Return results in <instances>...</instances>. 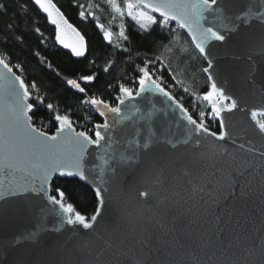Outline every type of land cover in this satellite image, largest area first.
<instances>
[{"label":"snow or ice","instance_id":"obj_1","mask_svg":"<svg viewBox=\"0 0 264 264\" xmlns=\"http://www.w3.org/2000/svg\"><path fill=\"white\" fill-rule=\"evenodd\" d=\"M73 2L75 4V0ZM31 3L45 14L51 25L55 26V40L58 44L65 49H71V53L76 57L85 55L84 37L68 23L53 0H31ZM108 3L112 4L122 20L126 14L141 34H150L154 27L159 26L161 30L169 32L171 35L169 44H172L178 40L175 35L177 28L171 26L172 22H175L179 29L187 32L191 37L192 45L208 60L207 67L202 71L209 73V89L199 98L210 105V112L201 111L198 114L199 119L194 118L189 110L166 90L161 77L155 76L149 70L150 66L158 62L161 67H164L163 61L157 56L155 59L145 60L143 66H138L139 74L134 78V83L138 85L136 88H129L123 84L119 86L116 106H110L105 100L96 96H87L86 89L81 86L80 81L85 83L95 81L97 79L95 73L82 75L79 79L66 80V84L72 89L85 94L86 98L81 103L90 105L105 119L102 123L93 125L91 129L77 131L68 114L55 112L52 116L55 121V133L50 135L36 127L30 115L34 105L27 101L31 96L30 89H36V83L26 84L22 76L14 71V69L21 70L22 66L13 65L8 54L0 53V81H7L10 84L8 99L11 101L6 117L10 121L9 133L7 139L0 143V174L6 178L20 174L18 183L13 184L9 181L3 191H0V200L29 191L43 194L48 204L52 206L50 212L55 213L59 218L60 227L56 231H60L65 225L79 226L84 231L85 238L72 236L66 244L74 252L87 251L88 255L92 256L91 264H164L162 260L154 261L153 257L162 256L165 253L167 264H176L177 256H179L178 264H264V224L254 231H249L239 224L230 230L219 228L205 231L199 226L194 227L192 226L194 221L187 218L195 217L196 212L192 207H186L188 201L178 191L160 196L157 211L143 230L130 231L117 239L111 234L98 232L96 229L99 223L98 218L102 216L106 205L104 193L108 191L104 187L103 175L109 172L115 174L119 166L133 162L136 150L149 152L153 144L157 142L155 132H151L142 141L135 139L140 133V129L136 127L132 132L133 140L127 146L132 149V154L126 156L119 153L116 147L119 143L115 136L116 125L123 124L125 121L132 124H138L141 121L151 122L153 110L144 112L136 108L127 114L122 110L126 101H135L146 93L165 97L170 102L168 107L185 122V137L181 142L191 146L193 169L199 168L200 164L205 162H210V166L215 169L211 176L207 171L194 175L192 170H185L183 175L190 177L187 181L190 194L200 196L201 200L204 198L203 194L211 195L218 183L213 177L219 174V177L223 179L227 170L229 186H239L241 194L247 195L248 186L237 178V173L243 176L248 169L243 168L235 160L229 163L225 159L227 152L218 151L219 146L205 147L204 144L207 137L225 140L229 134L225 131L226 125L221 113L231 112L238 107L235 99L227 96L224 90L214 82V77L210 74L213 61L209 58L206 46L212 41H225L228 32L238 30L240 25H248L252 19L264 23V10H256L251 0L242 9L235 7L237 0H125V10H121L116 5V0H108ZM78 7L81 9L79 12L81 19L91 17L97 20V27L102 31L106 42L113 44L115 35L119 42L113 44V47L123 52L128 51V48L123 46V42L130 43V37L126 34V25L123 22L118 25V32L113 33L105 29L95 14L86 10L83 4ZM0 8H3V5H0ZM261 9H264V0H261ZM7 27L13 30V25L9 24ZM68 30L78 37V43L68 42L66 39ZM34 31L43 35L39 27H36ZM261 41L264 43V36L261 37ZM43 42L42 40L41 43ZM168 50L171 51V48ZM36 55L39 56V53ZM44 62L41 58V63ZM112 63L108 61L104 67L105 72L109 71ZM48 67L51 68V65L49 64ZM173 79L175 80V76ZM184 91L187 92L188 89L185 88ZM38 100L43 103L42 98L38 97ZM228 100H231V103L226 104L225 101ZM46 107L50 112L54 109L51 103H48ZM207 117L219 119V132L210 131L206 127ZM250 118L258 133L264 136V119H261L264 118V108L252 109ZM159 142L168 143L173 149L177 147V144L171 140L165 139ZM244 147L243 144L240 145V148ZM98 149L103 151L97 153ZM247 151L264 161V150L251 146ZM90 173L95 175L93 184L98 202L95 212L90 217L82 215L72 203L66 202L65 191L61 188L56 187L55 194H49L55 176H76L81 181L87 182ZM154 183L162 186L163 180L157 176ZM138 196L147 199L151 193L141 190ZM89 233L92 235L89 236ZM93 241H95L94 247Z\"/></svg>","mask_w":264,"mask_h":264},{"label":"water","instance_id":"obj_2","mask_svg":"<svg viewBox=\"0 0 264 264\" xmlns=\"http://www.w3.org/2000/svg\"><path fill=\"white\" fill-rule=\"evenodd\" d=\"M248 3L249 0H237L235 7L242 9ZM251 3L256 10H264L261 9V0H251ZM68 23L82 35L76 26L69 21ZM262 36L264 23L252 19L248 25H240L238 30L228 32L225 41H212L206 46L209 58L213 61L210 74L213 75L214 82L227 96L235 99L238 107L231 112L221 113L226 125L225 131L229 134L225 140L207 137L204 144L205 147L219 146L218 151L227 152L225 159L229 163L235 160L248 169L243 176L237 173V178L248 186L247 195L241 194L239 186H229L227 170L223 179L219 174L213 177L218 183L211 195L205 193L201 200L200 196L190 194L187 182L190 177H185L184 171L192 170L194 175L207 171L211 176L215 169L210 166V162L201 163L199 168L193 169L191 146L181 142L185 137V122L168 107L170 102L165 97L146 93L135 101H126L122 110L125 114L136 108L144 112L153 110L151 122L132 124L125 121L116 125L115 136L119 142L116 147L119 153L131 155L132 149L127 146L133 140L132 132L136 127L140 129V133L135 139L142 141L151 132H155L157 142L149 152L136 150L133 162L119 166L115 174L109 172L103 175L104 187L108 191L104 193L106 205L96 225L98 232L120 239L130 231L143 230L156 213L160 196L177 191L188 201L186 207H192L196 212L195 217L187 218L194 221V227L199 226L205 231L219 228L230 230L239 224L249 231H254L264 224V161L247 151L251 146L264 150V136L258 133L250 118L252 109L264 108ZM66 39L69 43L79 42L78 37L70 30ZM84 43L86 55L85 38ZM58 45L71 53V49ZM72 56L77 59L84 57H76L73 54ZM206 61L208 63L207 59ZM9 87L7 81H0V143L7 139L9 133L10 121L6 118L7 108L11 104L8 99ZM16 87H19L18 84ZM228 101L231 103V100ZM165 139L176 143L177 147L173 149L170 144L159 142ZM241 144L245 146L243 149L240 148ZM96 151L99 153L103 150ZM19 176L18 173L15 177L6 178L0 174V191H3L9 181L18 183ZM157 176L163 180L162 186L154 183ZM94 179L95 175L90 173L86 182L93 189ZM141 190L149 191L151 196L147 199L139 197L138 192ZM51 207L43 194L30 191L0 200V264H91L92 256L88 255L87 251L74 252L66 244L72 236L85 238L84 231L79 226L66 225L56 231L60 227V221L55 213L50 212ZM90 235L92 234L89 233ZM166 256V253L154 256L153 260H162L167 264ZM178 262L179 256L176 264Z\"/></svg>","mask_w":264,"mask_h":264},{"label":"trees","instance_id":"obj_3","mask_svg":"<svg viewBox=\"0 0 264 264\" xmlns=\"http://www.w3.org/2000/svg\"><path fill=\"white\" fill-rule=\"evenodd\" d=\"M53 2L84 36L86 55L83 58H74L70 52L58 45L55 40V27L31 0H0V5H3L0 8V53L8 54L13 65L22 66L21 70L14 71L22 76L26 84L35 82L37 85L36 89H30L31 96L28 100L34 105L30 115L36 127L49 125L54 130L55 121L52 116L55 112L68 114L74 123L85 122L84 130L91 129L94 123H102L104 120L95 109L81 103L86 98L85 94L72 89L66 84V80L95 73V81H80L81 86L86 89L88 97L96 96L108 102L119 94L121 84L129 88L136 84L134 78L139 74L138 66H143L145 60L155 59L157 56L163 61L164 67L158 62L150 66L149 70L155 76L161 77L165 87L174 88V96L189 113L199 119V112L209 109V105L199 98L209 89L208 73L202 71L207 67V61L192 45L191 37L175 23L172 22L171 26L177 28L175 35L178 40L169 44L171 35L167 30L156 26L150 34H141L126 14L122 20L120 15L113 12L112 4L108 0H75V4L73 0ZM116 2L125 9V0ZM81 4L95 14L105 29L113 33L118 32L120 23L126 25L130 43L123 42V46L128 48L127 52L113 47V44L119 42L117 36H113V44L104 40L102 31L97 27V20L91 17L81 19V9L78 7ZM22 5L25 7L22 8ZM9 24L13 25V30L8 29ZM36 27H39L43 35L34 31ZM17 37L22 39L17 40ZM41 58L44 63H41ZM108 61L113 63L109 71L105 72L104 67ZM49 64L51 68L48 67ZM185 88L188 89L187 92L184 91ZM38 97L43 99V103H40ZM48 103L54 105L52 112L46 107ZM211 130L219 132V122ZM56 187L65 191L66 202L72 203L82 215L90 217L95 212L98 203L95 192L85 181L75 176H56L52 180L51 194H55Z\"/></svg>","mask_w":264,"mask_h":264},{"label":"built area","instance_id":"obj_4","mask_svg":"<svg viewBox=\"0 0 264 264\" xmlns=\"http://www.w3.org/2000/svg\"><path fill=\"white\" fill-rule=\"evenodd\" d=\"M138 85L137 84H133L130 88H136ZM167 91H169L173 96H174V88L172 86H170L169 88L165 87ZM119 95V94H118ZM116 95L113 100L111 101H108L107 103L110 105V106H116V103H117V96ZM175 97V96H174ZM176 98V97H175ZM179 102L180 100L178 98H176ZM181 103V102H180ZM98 112V111H97ZM205 113H209L210 112V105H209V109H207L206 111H204ZM87 121V120H86ZM216 122H219V119L218 118H214V117H207L205 119V125L206 127L209 128L210 131L211 130V127L215 126ZM85 122H82V121H77L76 123H74V127L77 129V131H82L84 130V127H85ZM220 124V123H219ZM95 125V123L93 124ZM38 128H41L42 130L46 131L49 133V131H54L53 133H55V129L52 130L51 126L49 125H42ZM215 132V131H213ZM53 133H49V134H53Z\"/></svg>","mask_w":264,"mask_h":264},{"label":"rangeland","instance_id":"obj_5","mask_svg":"<svg viewBox=\"0 0 264 264\" xmlns=\"http://www.w3.org/2000/svg\"><path fill=\"white\" fill-rule=\"evenodd\" d=\"M116 5H117L118 7H120L121 10H125V9H123V8L119 5V3L116 2ZM112 9H113V12H114L117 16H119V14L115 11V9H114L113 6H112Z\"/></svg>","mask_w":264,"mask_h":264}]
</instances>
